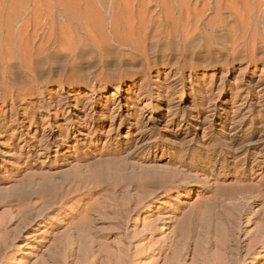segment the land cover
<instances>
[{
	"label": "rangeland",
	"instance_id": "374dc122",
	"mask_svg": "<svg viewBox=\"0 0 264 264\" xmlns=\"http://www.w3.org/2000/svg\"><path fill=\"white\" fill-rule=\"evenodd\" d=\"M216 3L223 25L211 32ZM144 6V25L153 19L146 32ZM159 15L169 19L162 32ZM240 119L246 124L231 130ZM250 119L245 164L211 165L212 179L185 187L141 185L213 139L234 150ZM74 168L89 178L85 189L11 233L2 264H74L63 249L80 246L124 264H166L156 247L183 214L232 183V172L264 181V0H0V224ZM23 193L33 196L22 202ZM261 196L247 199L240 239L263 213Z\"/></svg>",
	"mask_w": 264,
	"mask_h": 264
},
{
	"label": "bare ground",
	"instance_id": "6f19581e",
	"mask_svg": "<svg viewBox=\"0 0 264 264\" xmlns=\"http://www.w3.org/2000/svg\"><path fill=\"white\" fill-rule=\"evenodd\" d=\"M227 4V8L233 10V7L229 6L231 4ZM203 8H205V6ZM222 8L221 4L218 3L214 6V16L210 19H217V24L215 26L212 24L210 28L211 32L216 31L217 28L223 25V19L221 17ZM205 9H200L196 12V20L200 19ZM194 10L195 8L193 11ZM180 12L182 14L184 13L186 20L190 23L188 7L184 10L180 9ZM147 13L148 7L144 6L140 13V17H142V26L139 27L141 30H145V32L148 31V27L153 20H148V26L144 25L146 22L145 15ZM181 13H179L178 21H180ZM159 18L160 32H162L165 31V26L169 19L167 17L161 18L160 15ZM210 19L207 21L208 23L211 21ZM175 24H177V22H175ZM188 34L187 32L185 36ZM210 39L211 38H209L208 43H206L209 44V46H211L212 43ZM183 48L185 47L183 46ZM232 56L234 57L235 55L233 54ZM245 124L246 120L240 119L235 122L233 121L230 128L231 130L238 128L237 131H239ZM250 124L254 126L253 119H250ZM253 126L249 129V137L242 138L241 145L234 150L228 143L226 144L223 143L224 141L219 142L213 139L210 145L203 148H196L194 153L178 156L174 161V168L168 169L167 174L148 176L144 181L141 177V185L154 187L168 186V188L185 187L192 182L199 183L209 177L212 179V166L216 164L227 165L230 162H233L234 165L240 162L245 164L249 156H252L247 146L252 144L251 142L256 135V129ZM41 142H44V140H40V143ZM243 171L232 172L231 175L234 177V181L232 183L229 182L227 186L218 187V190L216 192L214 191L215 194L211 201L209 202L207 199L208 201H205L206 204H203L204 206L200 205L201 207L203 206L202 208L199 206L200 210L198 209L193 212L191 210L190 213L183 214L180 220L174 222L172 229L168 231V244H161L156 247L157 250L155 253L158 257H161L163 252L167 251L164 255L166 264H187L186 256L189 255L190 257H187V260L191 261L189 264H247L260 256L264 257V201L261 204L263 213L256 216L252 230L242 239H240L238 235L240 227L237 222L244 214L249 213V202H247V199L252 197L256 198L257 196L262 197L261 195L264 193H261L264 181L259 180L255 183H246L243 179L245 176ZM69 173L59 181H51L49 183L47 182L45 185L43 184L44 186L41 188L39 187L40 189H35L34 191L30 189V191H33L31 194H34V196L26 193H23V195L20 194L22 198L19 200L22 202V199H24V197L26 198V195L27 197L30 195L35 197L38 199V202L35 201L36 203L33 202V204H27L28 202H25L26 204L23 208H17L16 213L10 215L5 219V222L3 221L0 224V264H2L7 256L5 250L8 244L13 242V238L10 239L9 237L11 233L16 237L18 234L20 235V233L27 231L31 225H34L40 219H49L48 215L50 212L60 208L72 195H76L85 189L89 178L86 179L83 177L77 168H74V170L71 171L70 174ZM201 175L205 178L201 179ZM126 180L129 184L136 181L134 179L133 181L132 179ZM205 183L207 182L205 181ZM20 193H22V191ZM31 196L29 198H31ZM132 200L133 199L130 198L128 202L124 203V206L129 207L128 203ZM22 202H20V204ZM252 202L255 203V201ZM35 205H40V207L35 210ZM88 210L89 209L86 208V211ZM89 214L93 216L91 212H86L83 215L86 218L87 216L89 217ZM83 215L81 218L84 217ZM79 221L78 219V221L74 223L77 229L85 225L83 222ZM11 225H13V227L9 228ZM64 254L75 256L73 258L75 259L74 264H124L125 260V257L119 254L115 256L103 250L95 252L92 250L91 246L87 248H81L80 246L77 250L67 247L63 249V255ZM102 256L105 258H101ZM81 260L84 262L82 263ZM52 264H56V262H52Z\"/></svg>",
	"mask_w": 264,
	"mask_h": 264
}]
</instances>
